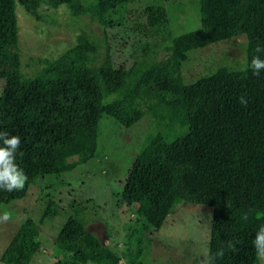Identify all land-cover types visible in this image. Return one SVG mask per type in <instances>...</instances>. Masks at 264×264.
<instances>
[{"label":"trees","instance_id":"1","mask_svg":"<svg viewBox=\"0 0 264 264\" xmlns=\"http://www.w3.org/2000/svg\"><path fill=\"white\" fill-rule=\"evenodd\" d=\"M195 1L199 28L178 36L171 35L162 5L145 7L140 57L115 63L106 30L122 23L107 17L121 19L129 0H0V133L20 137L23 156L18 152L16 163L28 177L23 190H0V205L23 198L29 185L61 186L64 174L92 160L101 116L123 130L147 116L155 130L126 171L120 200L154 230L182 202L208 207L207 255L224 242L225 255L216 264L257 262L252 240L264 226V72L253 75L250 61L264 59V0ZM16 6L34 18L43 6L89 16L102 29L103 44L81 32L73 46L39 60L40 68L24 77ZM240 36L246 40L242 68L221 66L183 83L180 68L188 52ZM159 52L165 58L158 60ZM143 238L137 231L126 235L130 264H138ZM38 247L36 223L26 219L0 263L30 264ZM52 252L59 257L54 264L120 262L85 229L77 210L59 228Z\"/></svg>","mask_w":264,"mask_h":264},{"label":"rangeland","instance_id":"2","mask_svg":"<svg viewBox=\"0 0 264 264\" xmlns=\"http://www.w3.org/2000/svg\"><path fill=\"white\" fill-rule=\"evenodd\" d=\"M159 5L166 11L172 36L199 28L195 0H129L121 19L118 15L107 17L122 23L120 27L106 30L105 42L113 62H129L140 57V45L145 42L139 28L144 22L143 10ZM15 16L20 73L24 77H30L40 68L39 60L54 59L73 46L81 32L90 35L91 41L99 47L103 44L102 29L96 21L89 16L72 17L64 6L56 9L43 6L36 18L16 6ZM245 43L244 36H240L188 52L180 68L183 83L190 84L209 76L221 66L242 68ZM165 56L159 52L157 59ZM3 86L0 80V91ZM154 130L147 116L126 130L101 116L92 160L64 174L61 186L42 189L29 185L23 198L0 205V213L11 214L10 221L0 222V254L19 225L31 219L38 229L39 247L30 264H54L59 258L52 252L56 234L68 216L77 210L85 229L120 258L119 264H130L133 251L125 244L130 231L144 236V251L138 264H199L207 255L210 208L182 202L170 211L161 227L154 230L118 196L126 171ZM255 264H264V260L258 257Z\"/></svg>","mask_w":264,"mask_h":264},{"label":"clouds","instance_id":"3","mask_svg":"<svg viewBox=\"0 0 264 264\" xmlns=\"http://www.w3.org/2000/svg\"><path fill=\"white\" fill-rule=\"evenodd\" d=\"M261 49H257V52ZM250 68L253 75L259 76L261 72H264V59L259 56H254L250 61ZM243 106H247V101L240 100ZM0 190L6 192L23 190L27 182V175L24 170L21 169L16 163V157L20 149L21 140L19 136L8 135V133H0ZM20 156H23V152H19ZM244 219H247L245 216ZM11 220V214L7 211L0 213V222H8ZM252 245L255 249L257 257L264 260V226H261L255 234ZM227 248L235 250L231 241L227 242ZM225 255L224 242L217 249L215 253L209 252L208 255L202 257L199 264H216L218 259H222Z\"/></svg>","mask_w":264,"mask_h":264}]
</instances>
